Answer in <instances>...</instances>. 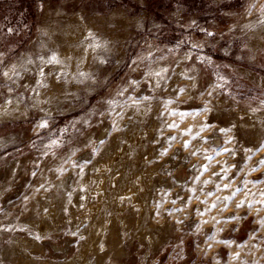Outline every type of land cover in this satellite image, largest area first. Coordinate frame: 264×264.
<instances>
[{"label": "rangeland", "instance_id": "rangeland-1", "mask_svg": "<svg viewBox=\"0 0 264 264\" xmlns=\"http://www.w3.org/2000/svg\"><path fill=\"white\" fill-rule=\"evenodd\" d=\"M21 1L0 0V264L77 258L92 208L114 230L89 264H264V0Z\"/></svg>", "mask_w": 264, "mask_h": 264}, {"label": "bare ground", "instance_id": "bare-ground-1", "mask_svg": "<svg viewBox=\"0 0 264 264\" xmlns=\"http://www.w3.org/2000/svg\"><path fill=\"white\" fill-rule=\"evenodd\" d=\"M63 30H66V32H64V33H62V34H60V35H62V37H63V39H66V40H72L75 36H74V34H73V32L71 31L72 29L71 28H66V27H64L63 28ZM60 35H54V38H56V39H58L59 37H60ZM55 41V40H54ZM63 43V42H62ZM61 45V44H60ZM59 51V50H58ZM91 50L89 49V48H85V49H80V50H74V49H70L69 47L67 48V47H64V45H63V48L62 49H60V52L62 53V54H64L63 56L64 57H66V59L69 61L70 60V63H71V70H72V72L73 73H81L82 72V69L83 68H85V67H87V61L88 60H90L89 58H91L90 57V52ZM89 62V61H88ZM102 139H103V137H101ZM113 160V159H112ZM111 162V157H105L104 156V158H102L101 160H100V166L99 167H101V172H100V174H102L103 173V169L108 165V163H110ZM98 163H99V160H98ZM98 166V165H97ZM99 169V168H98ZM186 171V170H185ZM143 174V173H142ZM104 175V174H103ZM181 175V174H180ZM184 175V174H183ZM97 176H99V175H97ZM138 177H140V175L138 176ZM105 177H101V175L98 177V180H97V187L98 188H103V187H105V185L107 184V182H106V180L104 179ZM179 178H180V176H179ZM182 178H183V176H182ZM126 179V178H125ZM144 178L142 177L141 178V181L142 182H144V180H143ZM120 180H122V179H120ZM124 180V179H123ZM128 180H129V178H128ZM140 182V181H139ZM109 183V182H108ZM127 184V183H126ZM122 185H123V183H122ZM127 187V186H126ZM96 188V187H95ZM128 190H129V188H128ZM127 191V190H126ZM100 192H102V191H100ZM111 198V197H110ZM98 207V206H97ZM91 211L93 212V215H92V217H91V219H90V226L89 227H87L88 229H87V237H86V239L83 241V243H82V246H83V249L80 251V252H78L77 253V255H76V257L77 258H74V259H70V261H66L67 262V264L68 263H71V264H89V262L87 261L88 259H87V257H86V254H85V251L87 250H91V252H93V253H95V255L96 254H98L97 253V249L100 247H98V244H99V242H101V240L104 238V236L107 234V229L109 228L110 229V231H112V229L114 230V228L112 227V225L111 226H109V227H107V226H104L105 224H101L102 223V219H100L99 218V216H97V211L95 210V208H92L91 209ZM90 213V212H89ZM102 220V221H101ZM123 220V219H122ZM112 221H113V219H112ZM117 221H119V220H117ZM116 221V223H118ZM131 221H132V219L130 220V219H124L123 220V223L126 225H128V224H130L131 223ZM43 223H42V227H44V228H47V227H50V223H49V220H48V218H45L43 221H42ZM89 222V221H88ZM115 222V221H114ZM114 222H111V223H114ZM120 222V221H119ZM105 223V222H104ZM121 223V222H120ZM115 224V223H114ZM123 224V225H124ZM107 225V224H106ZM117 225V224H116ZM43 229V228H42ZM109 229H108V231H109ZM113 233V232H112ZM107 236H108V234H107ZM114 236V235H113ZM148 236V235H147ZM110 237V236H109ZM22 237H20V239L19 240H21L22 241V243H23V240L21 239ZM106 238V237H105ZM108 238V237H107ZM111 239V238H110ZM17 240V239H16ZM113 240V239H112ZM117 240V238L115 239V237H114V241L113 242H115ZM21 241H17V244L18 243H21ZM102 241H104V240H102ZM105 242V241H104ZM102 244V243H101ZM113 244V243H112ZM119 249V248H118ZM100 252V251H99ZM100 253H102V252H100ZM73 256V255H72ZM99 256H100V254H99ZM69 260V259H68ZM98 261V260H97ZM33 262H35V261H33ZM24 264H29V263H24ZM33 264V263H32Z\"/></svg>", "mask_w": 264, "mask_h": 264}, {"label": "built area", "instance_id": "built-area-1", "mask_svg": "<svg viewBox=\"0 0 264 264\" xmlns=\"http://www.w3.org/2000/svg\"><path fill=\"white\" fill-rule=\"evenodd\" d=\"M209 146L211 147H217V146H220L221 145V138L218 134L214 133V134H210L209 135ZM187 158L184 157V160H186ZM187 164H185L186 166ZM192 164L191 163H188V167L191 166ZM187 167V166H186ZM262 173H264V167L262 168ZM227 217L230 218V222L227 226L228 229H234L237 224H236V221L233 220V213L232 212H228L227 213ZM233 220V221H232Z\"/></svg>", "mask_w": 264, "mask_h": 264}, {"label": "crops", "instance_id": "crops-1", "mask_svg": "<svg viewBox=\"0 0 264 264\" xmlns=\"http://www.w3.org/2000/svg\"><path fill=\"white\" fill-rule=\"evenodd\" d=\"M246 217H247V214H246L245 216H243V218H240V219L237 220V221L241 224L240 226H242V224H243V227H246L248 223H250L251 226L254 225V224H256V220H255L253 223H252V222H248V221L246 220V219H247ZM249 234H250V232H249ZM249 234H248V236H249ZM248 241H249V239H248ZM253 245H254L255 248L260 247L259 244H254V243H253ZM255 264H256V263H255Z\"/></svg>", "mask_w": 264, "mask_h": 264}, {"label": "trees", "instance_id": "trees-1", "mask_svg": "<svg viewBox=\"0 0 264 264\" xmlns=\"http://www.w3.org/2000/svg\"><path fill=\"white\" fill-rule=\"evenodd\" d=\"M25 0H22L21 3H24ZM28 12L29 14H34L33 9H31L30 7H28Z\"/></svg>", "mask_w": 264, "mask_h": 264}]
</instances>
